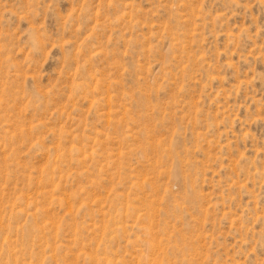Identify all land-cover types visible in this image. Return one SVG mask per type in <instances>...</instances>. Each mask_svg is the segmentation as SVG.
I'll return each instance as SVG.
<instances>
[{"label": "rangeland", "instance_id": "obj_1", "mask_svg": "<svg viewBox=\"0 0 264 264\" xmlns=\"http://www.w3.org/2000/svg\"><path fill=\"white\" fill-rule=\"evenodd\" d=\"M0 264H264V0H0Z\"/></svg>", "mask_w": 264, "mask_h": 264}]
</instances>
